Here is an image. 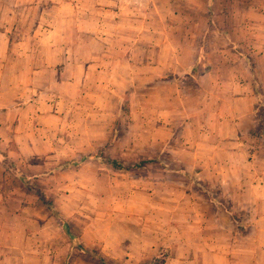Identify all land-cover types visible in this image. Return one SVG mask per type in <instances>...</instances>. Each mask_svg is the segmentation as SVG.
<instances>
[{
  "label": "crops",
  "instance_id": "obj_1",
  "mask_svg": "<svg viewBox=\"0 0 264 264\" xmlns=\"http://www.w3.org/2000/svg\"><path fill=\"white\" fill-rule=\"evenodd\" d=\"M45 1L50 7L37 10L38 5L32 8L29 3L43 0H0V96L9 90L19 98L11 111L12 140L16 144V156L11 159L18 167L25 161L32 167V163L40 165L43 167L40 175L44 176L45 164L66 159L65 131L73 125L83 101L91 100L96 106L107 96L119 101L138 78L163 81L168 71H183L194 82L199 81L200 86L196 82L195 86L201 93V112L206 114L201 133L210 141L216 139L212 141L214 150H189L180 156L182 161L202 167L199 170L202 176L219 179L237 174L233 166H226L225 174L222 164H235L241 152L252 151L261 157L264 135L256 130L259 110L264 108L261 102L264 77L259 76L256 63L248 54L249 47L248 51L245 48L250 32L247 30L253 27L257 39H261L257 40V47L264 49V9H255L256 21L248 15L238 17V28L227 18L223 28L204 31L200 43L194 46V58L187 52L185 59L177 55L182 49H192V35L178 42L171 35L174 26L168 30L153 26L151 17L156 16L155 12L142 7L147 0ZM18 6H24L23 10ZM32 14H36V25L22 26L20 22L25 24ZM239 30L246 35L243 40L238 36ZM34 48L39 53L33 56ZM33 64L37 66L34 72L36 80H41L40 86L33 83L31 67L27 72L26 66ZM22 65L24 71H14L15 66ZM150 71L153 75L146 77L145 73ZM205 81H210L208 90ZM34 94L44 96L42 113L33 108ZM35 119L40 127L35 126ZM184 125L192 130L198 126L193 122ZM248 136L252 139H247ZM248 140L256 142L249 145ZM222 142L227 149L221 151ZM195 144L193 141L191 147ZM190 171L193 170H187L186 177L192 178ZM1 172H9L3 163ZM60 173L57 171L56 175ZM134 192L140 193L133 206L136 213L141 208L153 207L152 203L160 204L167 193L169 208L175 209L174 229L165 238L160 234L159 222L152 227L140 222V228L129 230L125 238L106 239L102 250L111 264V260H119L120 264H255L250 257H255L258 249L264 250V242L256 231L251 228L246 233L237 231L230 206L212 198L209 186L204 183L188 178L185 188H179L175 183L166 186L161 178L155 177L152 182L140 184ZM183 198L185 215L176 212L177 203ZM33 221L43 231L44 221L37 218ZM8 234L11 240L14 233ZM19 251L16 245L10 246L6 256L16 257Z\"/></svg>",
  "mask_w": 264,
  "mask_h": 264
},
{
  "label": "rangeland",
  "instance_id": "obj_2",
  "mask_svg": "<svg viewBox=\"0 0 264 264\" xmlns=\"http://www.w3.org/2000/svg\"><path fill=\"white\" fill-rule=\"evenodd\" d=\"M147 1H143L142 7L155 12L156 16L151 17L153 26L160 30L174 26L171 35L178 42L192 35V49H182L177 55H183L185 59H188L187 52H191L194 58V46L200 43L204 31L223 28L227 18L238 28V17L248 15L256 21L255 9H264V0ZM29 4L32 8L38 5L37 10L50 7L45 0ZM36 14H32L34 18L31 17L25 24V21L20 24L36 25ZM254 30L253 27L247 30L250 32L245 49L248 51L249 47L248 54L256 63V70L260 77H264V49L257 47V40L261 39H257L258 33ZM242 33L238 31L240 40L246 36ZM213 40L217 41L218 38ZM37 53L39 50L34 48L33 56ZM239 65L243 63L239 61ZM29 67L32 68L34 85L40 86L41 80H36L34 72L37 66H26L27 72ZM24 68L23 65L15 66L14 71L18 73V69L24 71ZM179 72L168 71L163 81L148 82L138 78L119 101L108 96L101 98L97 106L91 100L83 101L76 111L73 125L65 131L66 159L58 163H44L42 177L40 171L43 167L40 165L32 163V167L27 161L19 165L25 175H30H27L30 181L43 188L54 200L56 208L67 220V229L18 176L10 171L0 173V264H100L83 248L95 249L105 256L102 248L106 239L125 238L129 230L137 231L144 224L152 227L156 222L160 223L161 236L168 238L172 233L175 209L169 208L167 193L160 204L152 203L153 207L141 208L138 213L133 207L140 194L134 191L140 184L152 182L155 177L161 178L166 186L175 183L179 188H185L188 178L195 183L208 185L212 198L230 206L237 231L246 233L251 228L264 242V146H260L261 157L252 151H243L235 164H222L225 174L228 171L226 166L236 169L237 174L233 178L202 176L199 173L202 167L189 166L182 161L180 156L188 154L189 150H214L212 141L216 139L210 141L201 133L204 131L201 125L205 122L206 114L201 112V93L197 92L195 86V82L200 86L199 81L194 82L187 73ZM145 75L148 77L153 73L150 71ZM205 82L208 90L210 81ZM4 93L0 96V168L3 155L9 158L16 156L11 111L19 101L11 91ZM33 96V108L42 113L44 96ZM262 111L264 108L259 110L260 113ZM38 121L35 119L34 124L40 127ZM188 122L198 126L194 130L186 129L184 124ZM193 141L196 144L191 147ZM255 142L248 140L249 145ZM226 149L222 142L219 150ZM113 160L120 165L112 163ZM189 169L193 170L190 171L192 178L186 177ZM168 170L178 172L169 173ZM57 171L61 173L56 175ZM62 181L66 183L62 184ZM184 201L185 198L177 203V214L185 215ZM33 218L44 221L43 231ZM140 222L141 225L138 224ZM12 232L14 234L9 240L8 233ZM69 232L76 237L78 244L74 243ZM15 245L21 250L18 255L6 256L9 247ZM254 254L251 260L255 264H264V250L258 249ZM162 259L166 258L163 256ZM111 261L120 264L119 260Z\"/></svg>",
  "mask_w": 264,
  "mask_h": 264
},
{
  "label": "trees",
  "instance_id": "obj_3",
  "mask_svg": "<svg viewBox=\"0 0 264 264\" xmlns=\"http://www.w3.org/2000/svg\"><path fill=\"white\" fill-rule=\"evenodd\" d=\"M261 102L264 103L263 99ZM258 114H259L258 116L260 117V122L256 132L258 131L259 134L261 133L262 135H264V113L259 112ZM1 159L5 169L18 176L24 182L25 186L29 190L33 191L39 197V199L44 203V205L53 213V215L59 221L62 222L63 226L66 227L67 229L68 228V226L66 225L67 220L65 219L64 215L56 208L54 200L51 197H49L39 185L31 182L30 178L27 175H25V173L22 172V170H20V168L18 167V165L14 160H12L11 158L5 155H3ZM112 163H114L115 165L119 164V162L116 160H113ZM69 234L71 236V239L74 241V243L78 244L79 241L76 239V237L71 232H69ZM83 249L84 251L88 252L93 258L98 259L100 264H111L109 261H107L104 255L99 254L95 249H87V248H83Z\"/></svg>",
  "mask_w": 264,
  "mask_h": 264
}]
</instances>
